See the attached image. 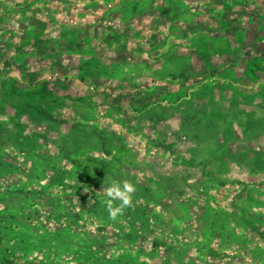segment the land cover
Returning a JSON list of instances; mask_svg holds the SVG:
<instances>
[{
    "label": "rangeland",
    "instance_id": "1",
    "mask_svg": "<svg viewBox=\"0 0 264 264\" xmlns=\"http://www.w3.org/2000/svg\"><path fill=\"white\" fill-rule=\"evenodd\" d=\"M0 264H264V0H0Z\"/></svg>",
    "mask_w": 264,
    "mask_h": 264
},
{
    "label": "clouds",
    "instance_id": "2",
    "mask_svg": "<svg viewBox=\"0 0 264 264\" xmlns=\"http://www.w3.org/2000/svg\"><path fill=\"white\" fill-rule=\"evenodd\" d=\"M108 197L106 209L109 214V219L116 220L118 215H122L125 208L132 204L131 195L135 192L134 184L129 180L117 181L113 180L109 187L102 190ZM120 200L119 205L114 204V201Z\"/></svg>",
    "mask_w": 264,
    "mask_h": 264
}]
</instances>
